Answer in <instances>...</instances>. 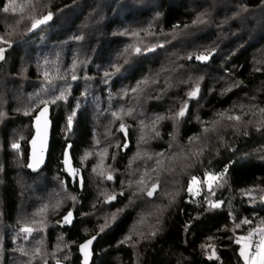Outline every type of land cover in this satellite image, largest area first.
Listing matches in <instances>:
<instances>
[{
    "label": "trees",
    "instance_id": "16d2710c",
    "mask_svg": "<svg viewBox=\"0 0 264 264\" xmlns=\"http://www.w3.org/2000/svg\"><path fill=\"white\" fill-rule=\"evenodd\" d=\"M7 2L0 0V6ZM17 2L24 3L25 0ZM38 9V15L53 12L52 20L33 32L13 35L14 45L0 61V83L4 86V90H0V113H3L0 117V264H23L28 257L16 249L34 248L36 241L41 239L49 253L56 252V257L60 258L67 255L62 264H81L79 245L97 233L99 240L94 249L93 264H244L238 255L239 246L227 238L232 232L223 229L225 226L232 228L229 210H233L238 218L253 215L245 190L256 189L253 195L257 201L264 194L259 191L264 188V114L253 115L256 110H250L252 105L264 108L262 0H40ZM202 12L209 14V23L188 29V34L172 40L164 48L134 57L123 76L114 77L109 84L103 82V71L117 51L132 42L129 37L119 34L125 28L146 26L159 13L157 33L161 27L170 32L174 24H179L181 29L185 24L191 25L195 16ZM16 18L0 11V34H4L7 24ZM80 35L84 36L83 40L73 39ZM148 40L156 42V37H148ZM208 46L215 48L208 62L202 64L184 58L194 49ZM45 60L58 65L62 72L69 69L74 60L87 61L79 74L94 78L71 81L70 76L67 77L72 85L68 102H61L58 107L50 106L53 133L48 164L34 175L27 165L33 121L39 108L31 115H25V110L33 104L29 97L40 92L43 82L38 63L43 64ZM144 76L157 78L158 83L147 86L138 99L121 97L122 88L134 86ZM199 76L204 77L200 82L199 98L189 102L188 113L180 123L175 125L173 121L165 120L160 125L159 137L152 138L154 133L149 132L147 142H140L139 120L145 119V123H149L148 118L155 113L174 114ZM61 83L63 81H57V84ZM233 84L239 86H233L230 92L221 95ZM85 92L87 95H82ZM77 102L80 106L73 120V131L66 132V118ZM241 104L245 105L243 112L239 107ZM121 105L135 108L136 119L124 117V123L129 125L127 137L117 131L119 120L109 125L113 120L110 110H117ZM233 105H236L234 109ZM224 110L242 116V121L224 120L217 131L205 134L203 127L211 128L217 120L216 113ZM201 120L207 121V125H202ZM249 120L253 123H247ZM107 132L110 136H106ZM190 137H199L192 144L199 142L202 150L191 147ZM15 139L22 141L20 152L10 149ZM101 141L105 145L100 147ZM174 141L188 158L182 162V166L187 165L184 173L178 171L171 177L168 169L159 170L160 188L156 194L151 198L137 197L127 208H124L128 204L127 192L112 204L103 203L104 197L99 196L98 190L107 188L109 193L119 192L120 181L128 178L129 159L137 152L141 158L132 164V169L139 168L143 172L147 166V186L151 187L157 179L156 173L151 172L156 166L155 154L167 150ZM127 142L129 147L122 150ZM68 144L73 145L72 156L83 177V188L78 182L73 183L63 170V153ZM109 144L104 165L117 170L114 181L102 179L92 172L98 159L87 160L85 166L80 160L86 152H94L98 146L103 149ZM198 152L199 155H193ZM148 156L153 159L149 160ZM225 167H228V182L224 188L217 189L212 199L222 197L226 206L206 211L208 205L202 201L207 187L194 185V194H189L191 178L196 176L203 181L206 172L221 173ZM61 181L67 186L66 191ZM197 190L198 195L195 194ZM68 194L76 196L77 201L67 199ZM98 196L99 202L93 208L92 202ZM57 200L62 201V205L53 212L52 205ZM44 204L49 207L40 212ZM157 205L163 208L158 222L155 215H149L156 212ZM117 208H124L122 215L115 222L109 220L110 226L100 232L105 213ZM69 211L76 217L72 228L57 223ZM257 211L264 216V205L258 202ZM37 212L35 220L43 223L29 226L46 225V228L43 232L34 231L26 240L19 230L25 219H31ZM89 212L96 215H82ZM141 215L146 217L145 222L136 226L131 241L120 243ZM249 227L237 229L236 234H246ZM153 231L154 236L151 235ZM61 235L66 246L61 244L63 250L57 251V238ZM202 244L215 245L220 259L210 262L207 253L201 249ZM33 264H41V261L36 259ZM48 264H56L55 259L49 256Z\"/></svg>",
    "mask_w": 264,
    "mask_h": 264
},
{
    "label": "snow or ice",
    "instance_id": "6c2138e0",
    "mask_svg": "<svg viewBox=\"0 0 264 264\" xmlns=\"http://www.w3.org/2000/svg\"><path fill=\"white\" fill-rule=\"evenodd\" d=\"M262 4H264V0H262ZM40 5V0H25L24 3H18L17 0H8L6 5L0 6V11L6 14H11L16 16L17 18L12 22L7 24L6 30L4 34H0V61L5 59V51L8 48L13 46L14 41L12 40V36L20 33H27L33 32L36 29L40 28L42 25H46L50 20H52L54 13L49 11L46 15H38V6ZM246 11L247 9H242ZM209 14L207 12L198 13L192 21L191 25L185 24L184 28L181 29L179 24H174L172 30L170 32H165L164 29L161 27L159 33L156 31L157 22L160 18L159 13L147 23L146 26L138 27V28H125L120 35L127 36L131 39L132 42L127 43L122 49L118 50L115 56L113 57L112 61L108 65V68L103 71V82L105 84H109L114 77L118 75L123 76L125 72L129 69L126 66H130L133 63L134 57L145 56L148 53L155 52L158 48H164L166 44H170L172 40L177 39L182 35L188 34V29L196 27L197 25L207 24L209 23L208 20ZM23 26V27H22ZM141 33L144 35L141 36ZM165 37L164 40H160L159 37ZM148 37H156V42H151L148 40ZM167 37H171V39H167ZM73 39L75 40H83L84 36H74ZM198 53V54H197ZM215 53V48L213 47H203L202 49H194L193 52L187 54L184 57L187 60H195L200 63L208 62L211 57ZM121 61H123L121 63ZM87 61H76L74 60L71 67L67 69L65 72L60 71L58 65H53L51 62L45 60L43 64L38 63V67L40 69V76L42 77V87L39 93L34 94L33 96L29 97V100L33 102L32 106L28 107L25 110V115H31L36 108H39L38 113L35 115V124H36V134L38 137H41V153L46 150L47 147V130L50 126L49 120V111L50 106L56 105L57 107L60 103H67L68 97L71 94L72 85L68 82L67 77L70 76L71 81H77L78 79H85L90 80L94 77L79 74V70L86 66ZM181 67H183L181 65ZM259 71L260 69H256ZM162 71H168V69H162ZM157 77L159 73L156 74ZM191 79V77H190ZM204 77L199 76L196 78L194 82V86L186 92L187 99L184 100L179 107V110L176 111L172 115H164L161 113L153 114L149 119V123H145V119L139 120V127H140V142H147L148 133H154V137L156 138L160 136V125L165 120H171L175 125H178L180 121L187 115L189 109V102L194 99H198L200 95V82L203 81ZM57 81H63L61 84H57ZM187 82V81H185ZM158 83L157 78H151L149 76H144L140 80L136 82L134 86L125 87L121 89L120 95L122 98L124 97H131L132 99H138V96L144 89L149 86L150 84ZM233 86H239L238 84H233L227 86L222 92L221 95H226L228 92L232 90ZM82 95L86 96L87 92L82 93ZM159 99L160 97H156ZM254 99V97H253ZM80 103L77 102L75 108L68 114L66 118V125L65 131L71 132L73 127V120L76 116V111L79 108ZM236 105H233V109ZM240 109L243 112L245 105H239ZM255 109L256 111L253 112V115L257 113L264 114V108H259L256 105H252L250 110ZM135 108L132 106H123L121 105L117 110H110V115L113 117V120L109 121V125L115 123L116 120L120 121V126L117 131L124 133L125 137H127V130L129 125L124 123V117H132L136 119L134 116ZM228 111H218L216 115L220 117L219 120H215L213 122V126L211 128L205 126L203 127V132L207 134L208 132L217 131L218 126H223L222 121L227 120L229 122L236 121L240 123L242 121V116L240 115H228ZM244 115L247 113L244 112ZM140 115H143L141 113ZM3 116V113H0V117ZM197 120H200L197 117ZM202 125H207V121H200ZM247 123L251 124L253 121L249 120ZM235 126V125H232ZM147 129V131H146ZM257 130H260L259 127ZM110 135V132L106 133V136ZM199 137H190L189 144L197 141ZM100 142L97 141V144ZM32 144H36V139L32 140ZM108 146H105L101 149L96 155L100 157L98 162L93 166L92 172L95 173L97 176L101 177L102 179H106L107 181H114L116 169L113 168L111 165L105 167L104 160L107 157L108 153ZM12 149L19 150L20 145L18 143H12ZM116 147H120L119 144ZM71 148V144L66 145L65 151L63 153L64 159L63 164L65 165L64 171H66L72 178L73 182H78L80 187L83 188L84 180L83 177L80 175V170L73 168L71 165V157L69 155V149ZM128 144L125 143L123 145L122 150H127ZM171 148V145H170ZM92 152H86L84 156L80 158L81 162L83 163L85 160L88 159ZM200 153H193V155H199ZM157 159L155 161V167L151 169V172L156 173L157 179L154 183H151V187H148L149 183V171L147 166H145V170L141 172L139 168L132 169V164L140 157V153L137 152L133 157L129 159V164L126 169L127 177L126 179H122L120 181L121 190L116 192L113 190L109 193L107 188L99 189V196H103L104 204H112L114 201L117 200V197L125 196V192L128 193V204L124 206L127 208L135 203V199L137 197L147 196L149 198L153 197L157 190L160 188V181L158 179L160 174V169L164 166V160L160 159L164 157V153H156L155 154ZM33 158L35 160L36 154L35 151L33 152ZM149 160L153 159L152 156L147 157ZM113 161H115L116 156L113 155ZM169 160L176 159L175 155H172L168 158ZM187 159V157H185ZM43 163V155L40 156L39 160L36 163H29L27 165L28 168L35 170L39 167V164ZM227 177H228V167H225L223 172L221 173H211L206 172L205 178L201 181L198 177L193 176L189 183L187 191L189 194H194V185L204 184L207 187V193L205 195L204 201L202 203H207L208 207L206 211H214L218 209H224L226 206L225 200L221 197L220 199L213 200L212 197L216 195L217 189L224 188L227 184ZM61 186L65 189L67 186L65 185L64 181H61ZM256 189H248L245 190V195L249 197L248 204L253 209V215L251 217L244 216L242 218H238L237 215L234 213L233 210H229V217L232 221V228L229 229L227 226L223 229V231L228 232L231 231L232 235L228 236L227 238L231 240L234 244L239 246L238 255L240 258L243 259L244 264H264V216L259 214L257 211V203L259 202L260 205H264V194L259 196V200L257 201V197L253 195V192ZM261 193H264V188H259ZM196 195L199 194V190L195 192ZM166 196H173L172 193H163ZM99 196L97 200L92 202V207L95 208L96 204L99 202ZM67 199H71L74 202L77 201V197L71 194L66 196ZM174 198V197H173ZM195 202V201H192ZM171 203V201H170ZM62 205V201L57 200L52 205V211L55 212L60 206ZM49 205L44 204L41 206L40 212L45 211L48 209ZM124 208H117L115 211H107L104 215V223L101 224L100 232H103L105 228L109 227V220L115 222L124 212ZM163 208L160 205L156 206V212L150 213L149 215H155L157 222L159 221V214L162 213ZM39 213H33L31 219H25L24 226H22L19 230V234L24 235V239H29L32 236L34 231L43 232L46 228L44 227H30L29 225H36L43 223L42 221L38 222L35 220V216ZM82 215L92 216L96 215L94 212L89 213H82ZM73 213L69 211L67 215L63 217L62 221H58L57 223L63 226L64 224H71L72 223ZM146 217L141 215L136 223L132 226L129 230L128 234L120 241V243H126L131 241L132 235L136 233V226L139 224H143L145 222ZM243 226H251L248 228L246 234L244 235H237L236 230L240 229ZM87 231V229H85ZM138 235H143V233H137ZM155 231L151 232V235H155ZM99 233H97V236ZM97 236H92L90 239L85 241V243L79 245V250L83 253V262L82 264H89L90 256H91V245L97 239ZM209 240H212L213 237H208ZM58 242L56 245L57 251H62L61 244H65L63 240V235L57 238ZM131 246H135L134 244ZM201 249L207 253L206 258L208 260H219L220 257L217 255L216 247L212 244H202ZM211 250L210 252L208 250ZM21 255L28 257L27 261H24L23 264H33L34 260L39 259L41 264H48V257L51 256L55 259L56 264H62V260H66L68 257L65 255L64 257H56V252L49 253L46 248L44 247L43 240L36 241V246L31 249H26L23 247H19L16 249Z\"/></svg>",
    "mask_w": 264,
    "mask_h": 264
},
{
    "label": "water",
    "instance_id": "95a60500",
    "mask_svg": "<svg viewBox=\"0 0 264 264\" xmlns=\"http://www.w3.org/2000/svg\"><path fill=\"white\" fill-rule=\"evenodd\" d=\"M49 120H50V126H49V128L47 130V147H46V150L43 153H41V151H40V149H41V137L37 136L35 119L33 121L34 134H33L32 138H31V140L29 142L28 164L29 163H36V161L39 160L40 156L43 155V163L39 164L38 168H36L35 170L29 168L30 172L32 174H34V175L42 172L46 168V166L48 164L50 150H51V139H52V133H53V121H52V109L51 108H50V111H49ZM71 131H73V127H72ZM34 138L36 139V144L35 145L32 144V140ZM127 144H128V147H129V143L128 142H127ZM72 149H73V145L71 144V148L69 149V155L71 157V161L70 162H71L72 167L76 168L75 162H74V159H73V156H72ZM34 151H35V154H36L35 160L33 158V152ZM63 159H64V156H63ZM63 159H62V165H63V170H64L65 169V165L63 164ZM64 172L71 179V181L73 182V178L66 171H64ZM75 221H76V217H75V214L73 213L72 223L70 225L69 224H64V226L66 228H72L74 226V224H75ZM98 240H99V236H97V239L91 245V249H90L91 256H90L89 264H93V261H94V249H95V246H96ZM79 255L81 257V264H82V262H83V253H81L80 250H79ZM217 261L218 260H210V262H217Z\"/></svg>",
    "mask_w": 264,
    "mask_h": 264
},
{
    "label": "rangeland",
    "instance_id": "374dc122",
    "mask_svg": "<svg viewBox=\"0 0 264 264\" xmlns=\"http://www.w3.org/2000/svg\"><path fill=\"white\" fill-rule=\"evenodd\" d=\"M107 6V5H106ZM51 21V20H50ZM39 29V28H38ZM37 30V29H36ZM14 45V44H13ZM13 47V46H12ZM11 47V48H12ZM8 50V49H7ZM6 50V51H7ZM5 51V52H6ZM0 90H4V86H3V84L2 83H0ZM227 114H230V115H232L231 114V112L230 113H227ZM220 119V117H218L217 116V120H219ZM25 132V131H24ZM72 132V131H71ZM108 133V132H107ZM33 134H34V131H33ZM21 136H23V135H21ZM110 136V135H109ZM19 138H21V137H19ZM0 142H1V140H0ZM18 143L19 145H20V147H19V150L17 151V150H14V149H12V147H11V145H12V143ZM11 143V145H10V149L11 150H14L15 152H20V150H21V147H22V141L20 140V141H16V139L13 141ZM114 143H111V145H113ZM102 145H105L104 144V141H101V145H99L100 147L102 146ZM170 145H171V148H170ZM99 146L96 148V149H94V152H92L93 153V155L94 156H92V155H90L89 157H88V159L87 160H90V159H94V158H96V159H100V157L98 156V155H96V153H98L100 150H101V148H99ZM191 147H195V149L194 150H200L201 148H202V146H201V144L199 143V142H196L195 143V145L194 144H192L191 145ZM2 150V148H1V145H0V151ZM108 150H110V148L108 147ZM202 150V149H201ZM163 153H164V157H162V158H160V159H163L164 160V166H163V168L162 169H160V170H169L170 172H171V177L172 176H174V174L176 173V172H178V171H182L183 173H184V170H185V168H186V166L184 167V166H182V162H183V159H185V155L182 153V151H180V149H179V145L177 144V143H175V141L174 142H171L170 144H169V146H168V148H167V150H165V151H162ZM158 153H160V152H158ZM199 153V152H198ZM172 155H175V157H176V159H174V160H169L168 158L170 157V156H172ZM20 159H21V156L20 155H17ZM197 156V155H196ZM156 159H157V157H156V155H155V161H156ZM87 160H85L84 161V166H85V164L87 163ZM186 160H188V158L186 159ZM17 164V163H16ZM20 166V165H19ZM18 166V167H19ZM180 166V167H179ZM0 203H1V199H0ZM0 206H1V204H0Z\"/></svg>",
    "mask_w": 264,
    "mask_h": 264
}]
</instances>
